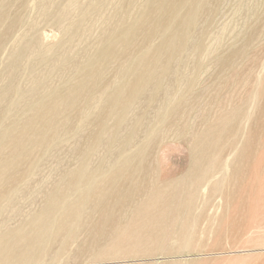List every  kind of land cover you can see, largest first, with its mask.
Instances as JSON below:
<instances>
[{
	"label": "rangeland",
	"instance_id": "374dc122",
	"mask_svg": "<svg viewBox=\"0 0 264 264\" xmlns=\"http://www.w3.org/2000/svg\"><path fill=\"white\" fill-rule=\"evenodd\" d=\"M0 17V144L38 109L47 130L4 151L24 163L0 180V236L22 245L9 231L53 199L115 180L76 231L0 264H264V0H0ZM149 70L125 102L123 82ZM75 89L78 106L55 103ZM103 204L114 214L87 216Z\"/></svg>",
	"mask_w": 264,
	"mask_h": 264
},
{
	"label": "bare ground",
	"instance_id": "6f19581e",
	"mask_svg": "<svg viewBox=\"0 0 264 264\" xmlns=\"http://www.w3.org/2000/svg\"><path fill=\"white\" fill-rule=\"evenodd\" d=\"M164 6L165 5L163 2L157 13H159L160 10L164 11L165 9ZM155 19L156 17L152 18L151 16H149L144 20L143 23L137 24L132 32L127 31L122 36L123 37L122 39L129 42L131 38L135 36L132 40L134 39L139 40L140 38L139 36L145 34V32L155 23ZM147 59H148L147 57L145 59L143 57L140 59V63L138 65L139 70L143 71L144 69L145 70L150 69L152 68L153 65H155L153 63H149ZM133 70H135V64L129 67V71L133 72ZM150 70L148 72L145 71L143 75H140L135 80H133L132 76H130L127 81L123 82L122 90L127 89V92L122 96V98L128 96L125 102H129L133 97L137 96L134 94L138 93L137 89H139L141 85H143L141 88L145 86L146 79H148L150 76ZM83 87L85 88V86ZM98 96H99L98 99V104H99L105 100L104 97L105 94L100 92ZM81 98H83L82 90L75 89L71 93H69L67 97L60 96L58 99H56L55 103L63 106L66 111L67 109L74 108L76 105L78 106V104L81 101H83V99ZM45 112L46 111L42 109H38L37 112L34 114V116L30 120H28V122L22 127L19 135H17L15 138L13 137V139H11V136H7L8 139L0 144V180L7 170L12 169L16 166L18 167L20 164L24 163V160L22 158L18 160L11 159L10 162H6L5 160H3L2 158L3 155L5 154L4 152L5 150L11 151L20 147H22L20 149H23L28 145H31V148H37L41 146L42 138L47 134V130L45 129L43 131L44 134L41 132L40 130L41 126L39 125L37 118H40V116L45 114ZM47 113L53 115L56 114L54 110H49ZM9 139L11 140L8 141ZM133 169L134 167L131 164L125 165L124 168V170H133ZM111 176L112 175H106L101 179H99L98 189L94 193V197H93L99 201L97 204H101L104 202L105 199H108L107 197H109L108 196L109 194L104 193L103 189L106 187L108 183L112 181L115 184L114 182L115 180L111 179ZM6 178L4 180V183L7 182ZM78 198L79 199L62 200L63 202L62 201L58 202V199L57 201H54L53 199L52 206L48 208V210L40 214V217L35 220L36 222L33 226L30 227L25 226L13 232L9 231L13 236L20 237L19 243H21L22 245H9L6 243L7 240H5L3 237L0 236V256L6 254L17 258H24L28 256L30 253L35 254V252H38V250L40 249L39 246L42 243L41 241H43L45 238L54 239L61 232H65L66 234H69L73 231H76L77 228L76 226H79V218L84 215V214L80 215L78 211H80L81 209L83 210V206L88 205L92 196L89 197V195L88 196L83 195ZM67 201H72L73 204H70L71 202L67 203ZM104 204L99 207H93L92 213L91 212L86 213L87 216H96L98 213L100 217L104 218V215L108 217L114 214L112 213L113 208L112 209L109 207L107 208V206ZM89 213H91L92 215ZM75 215H77L78 218L76 221L74 218ZM107 217H105L106 221H108ZM55 224H57L56 230H54ZM93 233L99 234L98 230H94ZM45 251L46 249L42 248L41 252L45 253Z\"/></svg>",
	"mask_w": 264,
	"mask_h": 264
}]
</instances>
